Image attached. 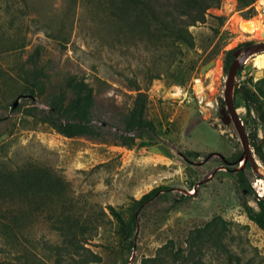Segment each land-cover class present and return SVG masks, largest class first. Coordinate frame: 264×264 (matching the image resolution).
<instances>
[{"label": "rangeland", "instance_id": "rangeland-1", "mask_svg": "<svg viewBox=\"0 0 264 264\" xmlns=\"http://www.w3.org/2000/svg\"><path fill=\"white\" fill-rule=\"evenodd\" d=\"M98 1L0 0V170L40 166L67 185L74 213L91 228L100 224L85 245L96 257L88 264H140L166 244L182 249L190 233L214 217L227 222L225 243L239 264H264V230L245 214L246 207L258 212L256 197L264 199V186H254L257 178L249 167L243 172L254 194L238 184L241 147L233 126L219 118L226 53L262 41V32L242 25L252 22L263 31L264 16L248 18L235 0H222L203 24L189 29L192 48L155 52L135 35L118 33L104 20ZM216 17L223 18L221 25ZM254 56L239 63L232 100L247 136L255 134L260 144L264 123L240 92L250 88L248 81L264 77V69L253 66ZM30 71L44 84L39 98L22 93L23 72ZM150 75L157 78L144 91V118L155 127L152 139L126 127L135 87L143 89ZM73 80L92 90V134L67 138L48 125L46 116L56 98L65 104L74 98L68 86ZM256 161L264 169V162ZM158 187L164 190L137 213L133 247L127 250L115 237L108 207L124 210ZM7 208L0 204V211ZM47 217L45 212L27 219L15 240L0 226V264L54 263L50 247L59 239ZM198 249L201 264H225L217 251L205 245ZM164 258L154 264H168Z\"/></svg>", "mask_w": 264, "mask_h": 264}, {"label": "trees", "instance_id": "trees-1", "mask_svg": "<svg viewBox=\"0 0 264 264\" xmlns=\"http://www.w3.org/2000/svg\"><path fill=\"white\" fill-rule=\"evenodd\" d=\"M222 0H100L98 8L101 9L104 20L116 28L135 35L137 42L144 45L146 50L155 52L179 51L181 45L192 48L194 39L189 29L198 24H203L207 12L217 9ZM256 0H235L238 10H245ZM248 18L253 13L247 9ZM219 25L223 18L216 17ZM230 52L226 53L224 64L229 67ZM172 62V60H171ZM24 78L22 93L32 98H39L44 92V84L37 73L23 72ZM157 77L150 75L145 80L143 89L137 85L135 91L137 96L133 107L129 112L126 124L128 132H144L152 139L151 132L155 131L152 123L144 118L145 93L153 79ZM249 87L241 88V96L247 107H253L254 111L261 113L264 102V77L252 82L248 81ZM69 88L74 98L64 103L61 97L51 102V112L46 116L48 125L58 134L73 138L92 134L91 118L89 108L92 100V90L83 81H71ZM237 92V90H235ZM239 92V91H238ZM13 106V105H12ZM253 152L262 163L264 162V134L260 144L255 142V134L248 136ZM249 167L247 163L243 166ZM238 184L243 190L254 194L243 169L235 173ZM67 185L53 171L35 165H27L12 170H0V204H9L11 210L0 211V226L7 230L8 237L15 240L22 234L23 225L32 216L47 213L50 221L51 231L57 235L59 244L51 245L55 253L56 261L52 264H88L95 262L96 257L85 247L90 232H94L100 224L91 228L89 223L82 220L74 213L71 201L66 198ZM158 187L143 195L139 200H133L124 210H116L108 207L109 216L114 222L115 237L127 250L133 247V233L136 228L137 213L141 211L144 204L149 202L156 194L163 191ZM258 201V212L251 208H245L246 217L261 230H264V199ZM9 221L10 227L5 223ZM23 224V225H22ZM227 222L221 217H214L203 227L195 229L189 235L186 247L174 249L166 244L159 249L156 257L142 259L140 264H154L157 261L167 259L168 264H201L199 259V247L205 245L211 250L217 251L224 258L225 264H239L237 255L227 247L225 243V232ZM92 230V231H91ZM74 257H77L76 260ZM164 261V260H163ZM2 264H26L18 261L16 263L4 262ZM42 264V263H40Z\"/></svg>", "mask_w": 264, "mask_h": 264}, {"label": "water", "instance_id": "water-1", "mask_svg": "<svg viewBox=\"0 0 264 264\" xmlns=\"http://www.w3.org/2000/svg\"><path fill=\"white\" fill-rule=\"evenodd\" d=\"M264 36V29L262 31ZM264 52V39L260 42L247 44L243 49H238L232 53L233 60L228 67V72L226 74L224 90H223V102L224 106L219 111V118L222 124L224 125H232L237 134V138L241 147V156L238 159V163L242 162V167L239 169H243L245 163L248 164L250 173L256 177L257 179L264 180V174H261L258 171V164L256 161V155L254 152L252 153V146L248 140V136L244 130L243 124L238 117V113L236 111V107L232 100V92L234 86V80L237 72V68L239 63H245L251 56L255 54H259ZM214 65V62H210L202 68V73L207 71ZM16 106V102L13 103V108ZM258 121L260 123H264V110L261 111L258 117ZM258 159V158H257ZM259 198V197H258ZM258 201V200H257Z\"/></svg>", "mask_w": 264, "mask_h": 264}, {"label": "bare ground", "instance_id": "bare-ground-1", "mask_svg": "<svg viewBox=\"0 0 264 264\" xmlns=\"http://www.w3.org/2000/svg\"><path fill=\"white\" fill-rule=\"evenodd\" d=\"M242 26L244 27L245 31H248V32H251V31H254V30H257V29L259 30L258 32H260V33L262 32V27H256L252 22L243 23ZM255 55L256 56L253 55L254 57L251 60L252 63H253V66L255 68H257L258 70H263L264 69V52L259 53L258 55L257 54H255ZM257 164H258V162H257ZM261 166L258 165V171L261 174H264V169ZM240 167H242V163H240ZM263 181H262V179H256V180H254V186L256 188H258V190H262V187L264 186Z\"/></svg>", "mask_w": 264, "mask_h": 264}, {"label": "built area", "instance_id": "built-area-1", "mask_svg": "<svg viewBox=\"0 0 264 264\" xmlns=\"http://www.w3.org/2000/svg\"><path fill=\"white\" fill-rule=\"evenodd\" d=\"M247 9H250L253 14L255 13L256 17L261 18L262 16H264V0H256Z\"/></svg>", "mask_w": 264, "mask_h": 264}, {"label": "flooded vegetation", "instance_id": "flooded-vegetation-1", "mask_svg": "<svg viewBox=\"0 0 264 264\" xmlns=\"http://www.w3.org/2000/svg\"><path fill=\"white\" fill-rule=\"evenodd\" d=\"M253 43H257V42H253ZM253 43H245V46H246L247 44H253Z\"/></svg>", "mask_w": 264, "mask_h": 264}]
</instances>
